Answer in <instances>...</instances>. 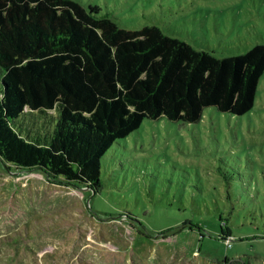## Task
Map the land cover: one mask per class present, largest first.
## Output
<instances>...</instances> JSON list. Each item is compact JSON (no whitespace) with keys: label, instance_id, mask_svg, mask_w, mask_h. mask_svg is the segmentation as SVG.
I'll return each instance as SVG.
<instances>
[{"label":"rangeland","instance_id":"374dc122","mask_svg":"<svg viewBox=\"0 0 264 264\" xmlns=\"http://www.w3.org/2000/svg\"><path fill=\"white\" fill-rule=\"evenodd\" d=\"M80 1L218 56L264 42V0ZM101 181L89 193L0 161V264H264V73L242 115L145 118L105 153Z\"/></svg>","mask_w":264,"mask_h":264},{"label":"trees","instance_id":"16d2710c","mask_svg":"<svg viewBox=\"0 0 264 264\" xmlns=\"http://www.w3.org/2000/svg\"><path fill=\"white\" fill-rule=\"evenodd\" d=\"M99 10L80 0H0V161L89 193L102 187L105 153L145 118L197 122L208 106L242 115L264 73V42L218 56Z\"/></svg>","mask_w":264,"mask_h":264}]
</instances>
